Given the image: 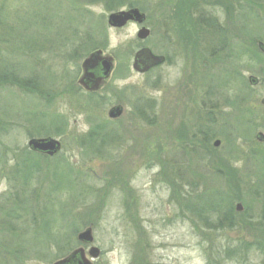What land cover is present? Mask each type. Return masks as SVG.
Here are the masks:
<instances>
[{"label":"rangeland","instance_id":"1","mask_svg":"<svg viewBox=\"0 0 264 264\" xmlns=\"http://www.w3.org/2000/svg\"><path fill=\"white\" fill-rule=\"evenodd\" d=\"M134 1L150 31L145 41L134 22L109 27L112 12L92 0H0L5 17L20 9L25 40L39 34L34 45L46 49L3 57L24 69L21 77L38 74L44 95L0 88V264H54L87 252L76 237L88 228L101 252L93 264H264V144L254 139L264 134V0ZM52 36L61 47L48 54ZM198 39L199 61L187 47ZM93 42L114 67L90 96L77 81ZM141 48L168 54L170 64L135 73ZM203 103L220 122L209 115L196 124L189 112ZM117 105L124 112L110 120ZM44 138L61 151L28 150L30 139ZM18 162L32 173L16 171ZM226 214L232 225L220 227Z\"/></svg>","mask_w":264,"mask_h":264},{"label":"trees","instance_id":"2","mask_svg":"<svg viewBox=\"0 0 264 264\" xmlns=\"http://www.w3.org/2000/svg\"><path fill=\"white\" fill-rule=\"evenodd\" d=\"M135 2L136 1H134V0H92L91 3H102L104 5V8L106 9V11H108V12H116L119 9H121V8L123 9L125 7L127 9H132V10H133V8L137 9L138 5H136ZM19 15H20V9L18 7L15 8V11L12 13V15H10V17H8V16L5 17L3 15V11L0 10V88L7 87V86H15V87H18L19 89L27 90L28 92L35 93L38 96L43 97L44 93L41 92L43 89L40 88L42 85L39 82L38 74L37 75L36 74L32 75L31 77H27V78H25V76L21 77L20 72L24 71V69H19V67H17V64L16 65H13V63L10 64L5 59H3L4 56L10 57V56H15L16 54L18 55V57H16V58H19L21 56H24V58H25V56L33 57V56H35L37 54H40V53L43 54V52H45V50H46L42 46H39V47H42L41 49H37V47H36L37 46V42L35 41L36 42L35 43L34 40H36V37L38 38L40 36L39 34L36 35V36H33V37L31 36V38L29 40H25V38H26V36L24 35L25 33H23L21 31V29H20L21 23H25V21H24V17L20 18ZM34 15L36 16V18H41V20L44 21V22L48 21V25L51 23V19L50 18L47 20L45 18V16L42 17L40 13L39 14H34ZM3 17H5V18H3ZM9 19H11V20H9ZM208 25L210 27L212 26L214 28V25H212V23H210ZM57 32H58V30L56 31V34H57ZM59 32L61 33L62 31H59ZM221 33L222 32L220 31V34ZM58 36H57V38H58V41H59L60 37H58ZM52 37L53 38H51V39H49V37L46 38L47 41H48V43H47L48 47H46L48 49L47 50L48 54H50V53L52 54L53 53L52 52L53 49L55 50V49L61 47V43L58 44V42L56 41L57 38L55 36H52ZM32 41L34 43H32ZM19 42H21V45L20 46H16V43H19ZM29 44L31 46H29ZM78 45H81V44H78ZM84 45H86V44H84ZM222 45L224 46V45H227V44L220 43V47H222ZM101 48H102L101 44H96V42H93L91 44L90 48H89V49H92V50L89 53H91L93 51H96V50H100ZM78 49L80 51V49H83V47L78 46V48H75V51L73 50V54H77L76 52L78 51ZM26 54H28V55H26ZM54 120L56 121L58 119L54 118ZM55 123H60V121L55 122ZM43 126H44V123L39 128H37L38 130L36 132L40 131L39 132L40 134L43 133L42 132ZM47 129H50V128H47ZM36 132H33V133L36 134ZM35 134H32V135H35ZM94 141L92 142V144L94 143ZM15 157L18 160H21V161H24V160L27 161V159H28V157L26 158V157H22V156H15ZM39 158H41V157H39ZM19 167L20 168H26L25 170H21L22 173H24L26 175L29 172L32 173V171L30 170V167H31L32 170L34 169L33 168L34 166H28V163L26 164V163H19L18 162V164L16 165L15 170L18 171ZM16 173H19V172H16ZM26 175H24V178H25ZM189 183H191V186H196V184L194 182L192 183L190 181ZM205 194H206V192L200 194L199 195V200L204 199ZM206 195H207V198H208V194H206ZM34 199H35V203H34L33 212L31 213V215H33V218H36L37 215H36L35 208L37 210V206L35 204L38 201V195L34 196ZM204 200H206V199H204ZM28 202H29V200H28ZM208 208H210V207H207V210H208ZM37 213H38V211H37ZM7 217H8L7 220H5V222H4L5 224H6V222H9V214H7ZM224 223H227L229 225L228 227H230V225H232V222H230V220H229L228 214H226L222 219H220V227H222V225ZM33 229H34V227H33ZM33 229L31 230V234H35L36 233V232H34L35 230H33ZM28 231H30V230H28ZM19 241L11 238V242L10 243H15L17 245V242H19ZM23 245H24V243H23ZM9 248H11V247H9ZM14 248H17V247H14ZM18 251H19V249L17 248L14 251V253H16ZM20 252H21V250H20ZM22 252H21V254H22ZM233 252H235V251H233Z\"/></svg>","mask_w":264,"mask_h":264},{"label":"water","instance_id":"3","mask_svg":"<svg viewBox=\"0 0 264 264\" xmlns=\"http://www.w3.org/2000/svg\"><path fill=\"white\" fill-rule=\"evenodd\" d=\"M145 20V15L142 14L138 9H131L128 11H121L117 13L110 14L107 18V25L111 28L120 29L124 27L128 22H135L139 25L143 24ZM149 36V31L147 29L142 28L138 34L137 38L140 40H144ZM260 51L264 54V46L262 44L258 45ZM162 59L159 57L153 56L149 50H142L139 51L134 57L133 69L135 72L144 73L150 67L155 66L156 64L160 63ZM102 66V77H97V71L99 66ZM82 69V77L80 78L78 84L84 90L90 92H96L101 87V81L104 79L109 78L112 69H113V60L110 56H105L101 51H96L91 53L81 64ZM251 84H256L253 78L249 79ZM261 104L264 106V99L261 100ZM121 114L120 108H114L111 110L109 117L110 118H117ZM260 142H264V136L258 134L256 138ZM220 142H214V147H219ZM28 150L32 152H37L41 154H45L47 156H53L57 154L60 149L61 145L57 140L51 138H44V139H31L27 143ZM237 212L242 211L241 204L236 206ZM78 242L82 243L83 245H92L94 239L92 234V229L88 228L84 232L78 234L77 239ZM88 257L85 256V252L82 248L74 250L68 257L62 259L60 261L55 262L54 264H92L91 261L97 260L100 256V250L96 247H91L88 249Z\"/></svg>","mask_w":264,"mask_h":264},{"label":"flooded vegetation","instance_id":"4","mask_svg":"<svg viewBox=\"0 0 264 264\" xmlns=\"http://www.w3.org/2000/svg\"><path fill=\"white\" fill-rule=\"evenodd\" d=\"M194 41H196V42H194ZM203 41H205V40H201V39H198V40H189V41H187V47H189V49H188V51H189V53H190V56L194 59V60H197V61H199V54H200V52L198 51V48H199V46L201 45V43L203 42ZM217 42H218V44H219V46H220V39H218L217 40ZM192 43H194L195 44V46H193L192 45ZM257 47H258V45H257ZM142 49H144V48H141V49H139L138 51H140V50H142ZM147 49V48H146ZM219 51V50H218ZM201 52H204L205 54H207L208 53V49H202L201 50ZM136 53V52H135ZM135 53H134V55H135ZM134 55H133V58H134ZM168 54H166V56L165 55H157L158 57H160L162 60L160 61V63H158V64H156V66L155 67H150L148 70H151V69H157V68H160V67H162V66H164L165 64H170V56H167ZM201 56H202V54H201ZM195 57V58H194ZM132 58V59H133ZM98 73L96 74L97 75V77H99V78H101L102 77V73H103V70H102V66L100 65L99 66V69H98V71H97ZM136 73H138V72H136ZM112 74H113V71H112V73H111V75L109 76V78H107V79H104V80H102L101 81V87H100V89L98 90V91H96V92H90V91H86L85 90V94L87 93V94H89L90 96H92V95H96L100 90H102L104 87H105V85H107V83H108V81L110 80V78H111V76H112ZM80 78V77H79ZM254 81H256V84H258V81L257 80H254ZM78 86V85H77ZM79 87V86H78ZM80 88V87H79ZM191 100H193V99H191ZM192 102V101H191ZM124 105V104H123ZM116 107H119L120 108V112H121V115L123 114V112H124V107L123 106H121V105H117ZM116 107H113V108H111L110 110H109V112L107 113V115L108 114H110V112H111V110L112 109H114V108H116ZM195 108H194V111H196L195 112V114L193 113L194 111H191V112H189V115L191 116V117H193V115H194V119H195V121H196V124H197V122H199L197 125H202V123L204 122V121H206V120H208L209 119V117L210 116H212L215 120H216V123H218V122H220V113L218 112V114H215V113H211V114H209V113H206V104H201V106H200V109L197 107V106H194ZM218 107V106H217ZM149 109V108H148ZM197 113V114H196ZM121 115H120V117H121ZM210 115V116H209ZM109 116V115H108ZM109 118V117H108ZM110 120H116L117 118H109ZM259 134V133H258ZM257 134V135H258ZM262 134V133H261ZM256 137V136H255ZM101 141H102V137H101ZM228 167L230 168V169H232L233 170V168L232 167H230L229 165H228ZM230 172H232V171H230Z\"/></svg>","mask_w":264,"mask_h":264}]
</instances>
